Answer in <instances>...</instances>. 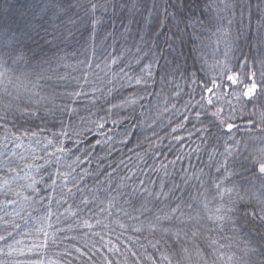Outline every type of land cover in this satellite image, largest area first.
I'll use <instances>...</instances> for the list:
<instances>
[{
	"label": "trees",
	"instance_id": "16d2710c",
	"mask_svg": "<svg viewBox=\"0 0 264 264\" xmlns=\"http://www.w3.org/2000/svg\"><path fill=\"white\" fill-rule=\"evenodd\" d=\"M40 2L0 0V24L39 19ZM91 2L105 5L94 32L77 5L45 22L61 37L48 35L51 50L28 41L35 54L0 67V264H244L264 234V178L240 167L264 156V0H186L222 25L182 43L176 19ZM225 72H255L251 101L235 86L204 91ZM178 203L191 218L173 215Z\"/></svg>",
	"mask_w": 264,
	"mask_h": 264
},
{
	"label": "snow or ice",
	"instance_id": "6c2138e0",
	"mask_svg": "<svg viewBox=\"0 0 264 264\" xmlns=\"http://www.w3.org/2000/svg\"><path fill=\"white\" fill-rule=\"evenodd\" d=\"M229 2L224 3L222 7L230 11ZM77 5L84 10V14L87 17V23L89 25V32H94L97 25H100L102 23V21L96 14L102 11L105 8V5L91 2V0L87 5L80 4L79 0H75V2L74 0H41L39 4L34 6V9L32 11V17H40L39 19H24L18 22L14 20V26L6 23L0 24V67L7 66L9 62L18 63L20 61H23L27 55L25 49L33 51V53L35 54V49L31 47L28 41L34 42L39 47L40 41L43 40L44 43L49 45V49L51 50L52 41L60 39L61 37H57L54 32L49 33V29L45 26V22L51 24L53 22V17H55L59 21H63L66 17L68 19H71V14L76 10ZM112 7L123 8L125 12L129 13V19H135L137 16H140L144 19L145 22H150L158 17L163 16L165 19L178 20V23L175 25L177 31L173 33V35L178 36L181 40V43L183 42V33L186 32L189 28H191L194 32L198 26H203L204 23H207L210 27L213 28H220L222 25V21H217L216 19L217 15H221L219 10L216 14L211 16L197 17L195 12L192 10V7L186 3V0H177L176 3H172L171 0H167V3H162L160 2V0H120L119 5L113 4ZM170 8L177 9V12H170ZM181 9H186L188 14L179 15ZM211 11L212 8L211 6H209V12L211 13ZM77 14L79 15V13ZM227 23L230 25L231 20H228ZM262 23H264V21H262ZM181 25H183V28H181ZM49 34L52 36V41H49L48 39ZM258 39L261 42H264V36H259ZM110 62L113 65L116 64L115 59H112ZM84 63H88L87 57L85 58ZM261 63L264 64V60H262ZM151 75V66H149L146 76L141 80H136L137 84H144L145 91L148 90L147 86L151 80ZM84 79L87 80V77L85 76ZM225 79L227 81L226 86L222 85L219 81L214 80L210 82L211 86H209L208 84L203 85L204 91H206L207 93H212L214 89L235 86L234 90L238 89L239 91V97H237L238 99L244 98L248 101L252 100V97L257 90V84L255 83V72H253L251 76L247 78L248 83H245V81L239 76L231 75L227 72H225ZM110 83L113 87H115L114 81H110ZM105 87L107 88V85ZM107 91L110 93L112 89L107 88ZM73 95L79 97L81 95H88V93L74 91ZM91 95L93 99H95V93L93 92ZM101 96H104L103 91H101ZM207 102L209 104L212 103L211 99H209ZM105 103L111 104L112 107H116V105L112 101H106ZM134 103L135 101H125V104ZM213 115H217V113H213ZM220 123L224 124L223 121H221ZM98 126L100 128H103L104 124L99 123ZM224 127L229 133H231L234 125L232 123H227L224 124ZM209 135H211L210 130ZM58 150L62 151V149ZM249 165H251L250 168ZM240 167L244 168L245 170H250L258 177L264 178V156L256 159L254 162L249 161L248 163H241ZM53 183H55V181H53ZM262 183H264V179H262ZM72 184L75 185V180L72 181ZM219 188L220 185L218 184L217 189L219 190ZM91 194L95 195L94 192H92ZM82 203L87 204V201L82 199ZM187 207L188 205L185 202V208ZM171 211L174 216L177 213L181 217L187 215L189 218H191L192 216V212L185 213L184 209L180 208L179 203L176 204L171 209ZM216 211L217 213H220L221 209L218 208L216 209ZM254 215L261 221L262 225H264V215H260L258 213ZM215 218L217 220L225 219L224 215H217ZM191 235L195 237L196 233L192 232ZM5 239L6 237L0 236V240ZM245 253L248 256V260L245 261L244 264H264V234H262L259 239H257L256 237H252L245 248ZM229 258L231 259V257Z\"/></svg>",
	"mask_w": 264,
	"mask_h": 264
},
{
	"label": "rangeland",
	"instance_id": "374dc122",
	"mask_svg": "<svg viewBox=\"0 0 264 264\" xmlns=\"http://www.w3.org/2000/svg\"><path fill=\"white\" fill-rule=\"evenodd\" d=\"M226 264H231V260L229 262H227Z\"/></svg>",
	"mask_w": 264,
	"mask_h": 264
}]
</instances>
